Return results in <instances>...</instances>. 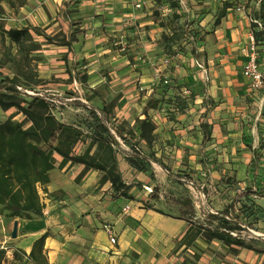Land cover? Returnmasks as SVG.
<instances>
[{"label": "rangeland", "instance_id": "1", "mask_svg": "<svg viewBox=\"0 0 264 264\" xmlns=\"http://www.w3.org/2000/svg\"><path fill=\"white\" fill-rule=\"evenodd\" d=\"M135 1L0 0V81L14 80L27 91L54 99L48 110H42L49 116L39 118V134L23 139L28 167H16L7 152V138L0 142V184L11 198L21 205L25 202L15 170L20 174L27 168L32 179L40 180L34 183L36 198L30 212L15 214L0 198L6 225L0 229V264H198L204 253L215 264H234L232 256L242 253V264H264V210L258 203L264 197L260 189L264 168L258 165L264 164V113L260 114V91L243 76V56L222 28L228 8L242 3L250 9V19L263 22L254 28L249 20L255 40H264L256 35L264 28V0L221 1L219 6L218 0H191L190 14L196 16L192 29L187 26L189 18L177 12L176 0H151L145 4L150 19L156 29L164 30L150 53L141 50V38H132V18L123 16L128 5L137 9ZM102 17L106 22L100 26ZM102 28L112 34L113 51L101 60L100 80L88 73L87 58L74 56L79 45L72 39L100 43ZM10 30L22 34L14 39ZM115 39L124 43V50ZM92 45L87 49H94ZM159 58L169 63L157 75L151 62ZM259 61L264 62L263 53ZM30 100L19 96L25 107ZM105 117L113 134L123 132L127 141L118 136L121 142L115 143L106 133L101 139L95 134L96 129L103 130L99 123ZM146 118L155 126L151 144L139 139L138 119ZM6 121L24 129L33 126L17 108L0 106V124ZM205 123L210 140L204 144ZM49 124L55 127L53 136ZM128 156L147 172L132 167ZM114 158L124 181L132 185L133 200L117 195L107 181ZM74 159H83L86 165L75 164ZM51 164L45 183L44 169ZM186 199L196 212L195 217L188 216L194 225H208L207 215L235 204L241 218L231 235L242 239L245 247L231 245V239L202 237L197 238L200 246L193 236L184 237L186 231L173 238L183 240L174 242L173 254L162 260L161 251L150 250L145 239H163L162 224L168 232L175 227L160 220L153 227L148 224L150 215L137 218L136 211L173 221L184 213L180 203ZM131 212L132 249L120 254L121 246L109 244L104 226L129 225ZM16 221L18 234L13 238ZM186 224L188 230L191 226ZM38 232L43 239L34 242L32 256L18 248L19 239ZM57 235L61 237L54 247L57 255L48 254L45 242Z\"/></svg>", "mask_w": 264, "mask_h": 264}, {"label": "trees", "instance_id": "2", "mask_svg": "<svg viewBox=\"0 0 264 264\" xmlns=\"http://www.w3.org/2000/svg\"><path fill=\"white\" fill-rule=\"evenodd\" d=\"M217 22H220V19H217ZM253 27H258L257 24L253 23ZM261 32V33H260ZM257 32V37H263L264 38V28L262 31ZM8 34L14 38L18 39L22 32L19 30H10L8 31ZM72 42L78 43L79 40L76 38L72 39ZM264 43V40L258 41ZM69 48L72 46L69 43H66ZM17 83L14 80L11 79H5L0 81V92H6L0 94V106L4 110H8L10 108H17L20 113H22L30 122H32L33 126L28 129H24L21 124H13L11 121H6L2 124H0V142H3L5 138H7L9 146H8V154L10 155L11 159L14 160L16 167L18 166H29V161H27V149L23 145V139L26 136L29 135H36L39 134V129H37V125L39 124V118H46L49 115H46V113H42V110H48L51 103L49 100H47L44 97L40 96H30L25 93V89L22 88V90H19L17 88ZM19 87V86H18ZM27 95L31 98L30 103L27 107L23 106L22 103L19 101L20 95ZM4 97L8 98V100H5ZM95 115L98 116V119H102V113L98 109H94ZM99 111L101 115L97 113ZM52 120L55 121L54 118ZM107 117H105V121L101 120L99 123V126L103 128V130L96 129L97 135L100 136V139L103 137V133L108 134V137L112 139L113 142L117 143V140L115 139V136L111 133V127L108 126L107 123ZM137 127L140 131L139 139L145 141L148 144H151L154 140V131L155 126L154 124L148 119H138ZM203 131L205 133L204 138V144L210 140V132L208 131V125L205 123L202 125ZM47 130L50 134V136L55 135V127H53L52 124H49L47 127ZM117 136L121 137L122 139L126 140V137L124 136L123 132H118ZM60 154L66 158L65 153L62 151H59ZM137 155L139 153H136ZM73 160V159H70ZM75 164H85V161L83 159H74ZM127 162L134 167L135 169L141 171V172H147V170L141 166L135 158L132 156L127 157ZM53 169V164L51 166H47L44 169V176H45V183H49V179L47 177V173ZM5 174V173H3ZM40 176V172H37L35 176ZM15 178L18 183L22 184V186L25 189V195H24V204L21 205L19 202H17L15 199L11 198L4 190L3 185L0 184V198L3 199L9 209L15 214L20 213L21 211H27L30 212L33 210L32 202L33 199L36 198V191L34 187V183L40 180H37L35 178L32 179L31 171L27 168L23 173H18V171L15 170ZM107 181L111 183L112 188L115 190L116 194L129 199L133 200L134 197L131 194L132 185L128 184L124 181L116 159L114 158L113 166L109 169V173L107 175ZM37 177V178H38ZM261 193L264 194V184L260 187ZM180 205L184 208V213L181 217H176V219L185 220L188 224H190V228L187 230V234L184 236L185 238L189 236H193V238L196 240L197 238H204L206 240L212 241V240H218V241H226V239L233 240L231 245H236L240 247H245L244 241L242 239L234 238L232 237L231 233L237 229L235 227V223H239V220L241 218V213L238 209H235V204H232L230 208L224 209L221 212H217L216 215L209 214L208 217V225H204L203 223H197L194 225L188 218V216H191L192 218L195 217V209L193 207L192 201L190 199L183 200ZM150 210V208H146ZM219 221L218 226L213 227V222ZM223 231H222V230ZM43 238H40L36 243H39L42 241ZM34 253V250L32 249L30 256H32Z\"/></svg>", "mask_w": 264, "mask_h": 264}, {"label": "crops", "instance_id": "3", "mask_svg": "<svg viewBox=\"0 0 264 264\" xmlns=\"http://www.w3.org/2000/svg\"><path fill=\"white\" fill-rule=\"evenodd\" d=\"M98 4L100 2H102V0H95ZM217 1V0H216ZM219 2H217V6L220 5L221 1L227 2V3H231L233 4L234 2H242L241 0H218ZM92 3H95L94 1H92ZM235 6H245L242 3H238L235 4ZM233 7V6H231ZM108 8V7H105ZM199 8V6L197 7ZM128 10L129 12H126L123 14V16H130L132 19V38H136L135 41H138V37L141 38L143 40L142 44V51H145L147 53H150L152 50H154L156 48V46L158 45V42L156 41V39L159 36V33L163 32V28H159L156 29L154 27V22H152V20L150 19V12L149 9H142V10H133V5L130 4L128 5ZM105 13V17L107 16V12L104 11V9L101 10V13ZM196 14L199 13L195 12ZM250 9H246L245 12H232L230 11V8H228L227 10V16L224 18V22L222 24V28H224L225 30H227V33L230 35L231 37V45H235L236 50L239 51V54L243 56V60L245 62V55H244V47L248 45L249 43V37H250V24H249V20H250ZM195 14L194 15H190V18L188 20V24L187 26H189L190 28H192L193 23H194V18H195ZM129 18V17H128ZM105 18L102 17L101 20H99L100 26H102L105 23ZM146 28H148L150 31H147ZM102 31H104V29H101ZM112 36V34H107L106 31L102 32V35L98 37L102 38V40H100V43H98L99 41H92L90 38H86L84 40V42H78L76 43L77 45H79L78 47V52L74 53V56H79L80 58H87V60H89V64L86 65V68L89 69V74L93 75L94 77L96 75H99L100 80L103 79V77L100 76V71L97 70H101L102 69V64H101V60L102 59H106V54L111 53L113 51L112 48V44L109 42L110 37ZM149 38H151L152 42H147L145 40ZM97 39V40H98ZM118 39H115V41H117ZM120 41V40H118ZM135 41H133L132 43H135ZM93 43V45L91 44ZM96 43V44H95ZM98 43V44H97ZM264 44V43H262ZM92 45V50L87 49L88 47H90ZM134 46V45H132ZM261 48L264 51V45L258 46V56L261 57V54L264 52H261ZM241 56V57H242ZM139 60H141V58L137 57ZM160 60V58H159ZM151 61V59H150ZM153 62V61H152ZM151 62V63H152ZM260 62V61H259ZM260 65L262 66L263 70H264V62L261 63ZM92 76V78H93ZM146 76V75H145ZM148 76V75H147ZM152 77V76H150ZM260 91V103H259V108H260V114L264 113V88L259 90ZM264 142V139H263ZM263 152V151H262ZM263 154V153H262ZM264 156V154H263ZM261 160L264 162V158H261ZM258 165L261 166V168H264V164L262 165V163H259ZM264 172V171H263ZM242 174H246L245 169H242ZM264 184V183H263ZM264 193V192H263ZM258 203L260 204V207L264 210V197L261 198ZM150 215V216H149ZM137 218H145L148 217L150 222L148 221V224L153 225V227H156L155 222L160 220V223H167L169 225H173L175 228L174 230H169V232L163 227V224L160 225L161 228V232L162 233V238L163 239H145L146 243L148 244V247L150 250L154 249L155 247H157V249H159L161 251V259H168L169 254L172 253V251H174V242L177 241H182L183 239H173V238H177V237H183L184 234L187 231V224L186 221L181 220V219H176L173 221H170L168 219H158V217H154V215H151L150 212H148L147 210H142V209H137L136 211V215ZM5 216H3L0 213V229L3 228V230L6 229V225H5ZM153 220V221H152ZM130 223L129 225H126L125 222H122L120 224L116 223V225H112L115 232H116V237L118 240V244L121 246V248H117V252L122 254L124 251L126 252L129 249H132V241H134V239H132V212H131V217L129 219ZM118 222H121V218L118 219ZM52 224V222H51ZM111 225V224H110ZM159 225V224H157ZM104 233L108 239V235L104 230ZM40 234H42V232H38V233H33V234H29L28 236H26L25 238H21L16 242V245L18 246V248H21L22 250H24L25 252L30 253L32 250V247L34 245V242L36 240H38L40 238ZM61 239V237H59L58 235L55 238H51L48 241L46 240L45 242V247H46V251L48 252V254H56L57 255V251L54 249V247H56L59 244V240ZM51 241L54 242V245H52ZM109 242V240H108ZM196 244L198 245H202V241L199 239H196ZM2 243V241H1ZM110 244V242H109ZM111 245V244H110ZM114 247V245H111ZM186 246L184 245L183 248H185ZM173 254V253H172ZM179 252L176 254L178 255ZM243 253L239 254L238 256H232V259L235 260L234 264H242V260L241 258H243ZM177 258V256H176ZM175 258V259H176ZM198 264H215L210 260V257L204 253L203 257L200 259V261L198 262Z\"/></svg>", "mask_w": 264, "mask_h": 264}, {"label": "built area", "instance_id": "4", "mask_svg": "<svg viewBox=\"0 0 264 264\" xmlns=\"http://www.w3.org/2000/svg\"><path fill=\"white\" fill-rule=\"evenodd\" d=\"M147 3H151V0H136L134 2V7L137 9H141V8H144L146 6L145 4H147ZM176 3H177V8H176L177 12L182 14V15H186V17L190 18L191 0H176ZM147 8H149L148 5H147ZM245 10H246L245 6H233L230 8V11H232V12L236 11V12L242 13V12H245ZM250 20H251V22L257 24V26H259V27L263 26V22L261 20L252 19V18ZM190 29H192V28H190ZM251 33L252 32L250 31V34ZM191 37H192L191 40H193L194 37L193 36H191ZM248 41H249L248 45L243 48L244 49V55H245V62H244V66H243V76L250 83V85L253 89L261 90L264 88V70H263V68L259 62V56H258L259 54H258V46H257V43H259V42H257L255 40V37L253 36V34L250 35ZM116 44L122 45L121 46L122 50L125 49V45L122 41H117ZM167 63H169L168 60L161 58L159 61H153L151 64L155 69V73L157 75H160L162 72V68ZM203 73L205 75L208 74L206 69L203 70ZM17 88L19 90H22L21 87L17 86ZM25 93L27 95H30V96L43 97L41 95H37L36 93L30 92L27 90H25ZM44 98H46L50 102H54V99H52V98H49V97H44ZM97 113L99 115H101V113L99 111H97ZM111 133L113 134L115 132L113 130H111ZM114 136H115V139L117 141L121 142V139L117 135H114ZM104 230L108 235V240H109L110 244L111 245L117 244L118 240H117L116 232H115L113 226L110 224L105 225Z\"/></svg>", "mask_w": 264, "mask_h": 264}, {"label": "water", "instance_id": "5", "mask_svg": "<svg viewBox=\"0 0 264 264\" xmlns=\"http://www.w3.org/2000/svg\"><path fill=\"white\" fill-rule=\"evenodd\" d=\"M17 234H18V223H17V221H16V222H15V225H14L13 232H12V237H13V238H16V237H17Z\"/></svg>", "mask_w": 264, "mask_h": 264}]
</instances>
